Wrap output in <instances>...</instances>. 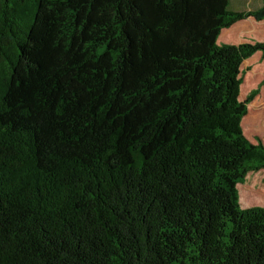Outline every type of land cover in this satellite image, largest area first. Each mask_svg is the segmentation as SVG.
Here are the masks:
<instances>
[{"label": "trees", "instance_id": "obj_1", "mask_svg": "<svg viewBox=\"0 0 264 264\" xmlns=\"http://www.w3.org/2000/svg\"><path fill=\"white\" fill-rule=\"evenodd\" d=\"M229 4L0 0V264H264Z\"/></svg>", "mask_w": 264, "mask_h": 264}, {"label": "rangeland", "instance_id": "obj_2", "mask_svg": "<svg viewBox=\"0 0 264 264\" xmlns=\"http://www.w3.org/2000/svg\"><path fill=\"white\" fill-rule=\"evenodd\" d=\"M221 37V36H220ZM220 44H225L221 38L219 39ZM244 71V83L241 87L240 100L243 101L247 94L255 89L257 85L264 80V63L259 59H252L249 62H245L241 68ZM250 69V70H249ZM257 103L261 105L264 103V88L256 98V100L248 107V114L250 117H245L242 122V128L246 137L255 142L254 139L262 140L264 143V108L253 107V104ZM253 122L255 124L253 125ZM246 123V125H245ZM239 197L241 204L244 208L260 206L264 207V171L256 174H249L244 180L243 184L238 185ZM252 190L255 192L253 200L247 196L248 191Z\"/></svg>", "mask_w": 264, "mask_h": 264}, {"label": "crops", "instance_id": "obj_3", "mask_svg": "<svg viewBox=\"0 0 264 264\" xmlns=\"http://www.w3.org/2000/svg\"><path fill=\"white\" fill-rule=\"evenodd\" d=\"M263 6L264 0H230L229 9L233 12H249L258 10ZM220 38L226 42L225 44L234 45L254 43L257 41L264 42V20L257 21L254 18H248L246 20L239 21L232 27L223 30ZM253 58H257L264 63V57L261 53H256L252 58L246 60L245 62H249ZM249 114L245 117H250Z\"/></svg>", "mask_w": 264, "mask_h": 264}]
</instances>
